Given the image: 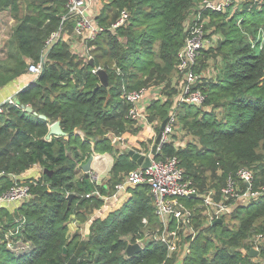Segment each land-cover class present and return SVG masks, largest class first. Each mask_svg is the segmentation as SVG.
Listing matches in <instances>:
<instances>
[{
  "label": "trees",
  "instance_id": "trees-1",
  "mask_svg": "<svg viewBox=\"0 0 264 264\" xmlns=\"http://www.w3.org/2000/svg\"><path fill=\"white\" fill-rule=\"evenodd\" d=\"M23 1L26 9L17 14L20 0H0V11L9 9L16 18L8 41L10 63H0V87L27 73L26 58L37 63L44 57V62L39 75L16 91L14 103L0 104V193L14 184L10 174L19 175L34 165L40 170L18 178L29 185L32 197L12 211L0 206V223L16 225L15 219L24 217L17 236L33 248L23 254L0 241V264H173L176 254L167 256V245L155 239H147L139 252L126 254L127 245L144 234L142 219L149 224L158 221L147 184L127 183L116 207L109 203L106 208L102 196L116 190L124 174L137 166L126 149L114 146L111 136H121L136 151L147 150L175 104V90L165 99H150L147 118L156 120L155 134L128 116L132 104L125 92L167 80L169 84L180 48L204 18L223 37L216 47L200 50L194 68L202 73L204 59L219 52L222 72L215 78H198L205 94L201 107L178 105L177 124L193 138L177 144L179 134H174L155 157L176 155L198 193L213 188L220 196L228 177L237 179L240 167L254 173L253 188L264 185V0H245L244 7L237 8L239 15L228 19L225 11L199 9L202 0H100L96 19L103 30L87 41L93 63L62 36L72 33L74 25L67 17L66 0ZM123 9L129 15L126 24L110 29ZM208 27L203 25L204 30ZM54 31L60 36L46 47ZM94 66L107 71L106 86L92 71ZM22 104L36 113L24 111ZM56 120L65 135L48 139L49 126ZM93 150L114 155L104 183H95L84 172L77 174ZM184 201L192 205L198 198ZM99 208H106L104 215L93 218L86 240L69 232L71 216L85 221ZM201 216L194 218L198 231L184 264H260L264 243L259 256H251L250 237L264 234V191L255 200L236 204L220 222L202 227ZM202 230L213 232L219 242L212 236L200 239Z\"/></svg>",
  "mask_w": 264,
  "mask_h": 264
},
{
  "label": "built area",
  "instance_id": "built-area-1",
  "mask_svg": "<svg viewBox=\"0 0 264 264\" xmlns=\"http://www.w3.org/2000/svg\"><path fill=\"white\" fill-rule=\"evenodd\" d=\"M95 2L96 0H66L67 17L74 20L72 33L80 41L77 49L81 48L82 44L86 45L87 48V41L93 39L98 32L103 30V27L98 24L96 19L99 11L96 10ZM231 2L232 0H202L198 7L199 9L211 8L217 11H225L226 6L231 4ZM128 16L126 10H121L118 17L110 24V29L126 24ZM202 22L196 23L191 28L188 38L177 55L176 75L179 78L177 79L178 90L173 97L175 104L166 118L160 141L156 147L159 153L162 151L163 145L172 140L174 134L185 133L184 129L177 124L178 105L185 103L201 107L205 100L204 92L197 85L198 78L202 73L199 74L194 67L200 50L212 46L213 40L206 37ZM59 34V31L52 32L46 40L45 46L49 47L52 41L59 37ZM71 45L74 48L76 44ZM80 51L82 57L86 59L92 58V54L86 53L87 50ZM43 62L44 57L37 63L31 62L28 64V72L33 75L31 81L41 72ZM98 68L100 66H94L92 71L96 72ZM150 91V89L143 87L129 90L124 95L132 104L128 116L136 124H147L155 127L157 124L156 120L149 122L147 118V104L151 99L149 98ZM5 102L12 104L15 100L12 96L8 97ZM0 110H2L1 106ZM111 139L115 147H121L120 149L126 150L131 149L125 144L121 136L112 135ZM177 144L184 143L178 142ZM139 152L149 155V165L142 167L137 164L135 168L124 174L123 180L116 185V190L111 192V194L102 196L104 205L111 199L117 200L127 183L147 184L152 196L154 212L158 220H161V225L155 232H143L144 237H138L135 242L143 248L147 239L158 240L167 245V256L169 257L176 254L180 248L181 232H188L191 238L195 236L196 228L193 222L197 214L202 215V227L206 226L219 217L223 220V217L229 216L236 204L255 200L264 191V185L259 188H253L254 173L252 170L240 167L236 171L237 179L229 176L220 196L217 195L216 190L213 188L204 193H198L190 179L186 178L184 167L179 163L176 155L156 158L155 154H152L151 148L147 150L141 149ZM92 154L93 162L96 161L97 165H100L102 160L106 159V153L93 150ZM111 166L109 165L110 168ZM99 173V169L92 163L89 175L95 183H99ZM9 176L14 180V184L9 190L0 193V204H15L14 207H17L32 197V193L27 183L19 182L18 178H21L20 175L10 174ZM240 183H243V186ZM96 192L98 193V191ZM191 196L197 197L198 201L192 205H187L184 199ZM228 200L230 201L228 202ZM15 221H17L16 225H9L6 222L0 223V241H4L6 246L15 252L29 253L33 248L31 242L19 239L17 236L20 228L24 226L25 219L24 217H17ZM142 222L143 227L150 226L146 217L142 219ZM251 239L253 244L251 248L257 249L258 253L256 256H259L264 243V234L262 232L257 233ZM188 249L186 245L183 247L182 256L177 264H184L183 259ZM259 260L260 264H264V258Z\"/></svg>",
  "mask_w": 264,
  "mask_h": 264
},
{
  "label": "rangeland",
  "instance_id": "rangeland-1",
  "mask_svg": "<svg viewBox=\"0 0 264 264\" xmlns=\"http://www.w3.org/2000/svg\"><path fill=\"white\" fill-rule=\"evenodd\" d=\"M244 1L245 0H232L231 4L226 6L225 9V13L227 15L226 19H228L231 15H234L236 13V15H239L238 13V9L237 8H243L244 7ZM25 2L23 0H20V11H17L16 13L19 14L21 12H23L26 7H25ZM192 17H195V15H193ZM200 14L196 15V18H199ZM201 22V21H200ZM16 23V18H14L12 12L9 9H3L0 11V63H10L7 60V51H8V41L9 38L11 36V32L13 29L14 24ZM202 25H209V27L205 30V34L206 37L210 38L211 40H213V47H216V44L218 42V39L223 37L222 33L220 31L215 30V26L214 23L211 21H208L207 19L204 18ZM61 27V26H60ZM243 33V36L245 37V39H248V29L245 28ZM62 35V33H61ZM60 36V34H59ZM63 38L65 40H67V42L71 45V44H76L74 45V50H82V51H86V53L88 54H92L93 52H91V50L89 49V47L86 48V45L82 44L81 48H78V42L79 38L77 36H75L73 33H65L62 35ZM88 46V45H87ZM73 47V45H71V48ZM72 49V50H73ZM81 52V51H80ZM27 63H31L32 61L28 58H26ZM198 64L200 63L199 61L197 62ZM204 64L206 67H201L202 69V75L204 76V80L206 79H210V78H215L219 73L222 72L223 69V64H224V59L222 58V54L217 52L216 55H212L209 54L208 57H206L204 59ZM26 74H29L30 76L32 75L31 73H29L27 71ZM33 77V75H32ZM170 80H169V84H167V81L162 82L160 85H153L150 88V97L149 98H160V99H165L167 96H169L168 92H173L174 90L177 92V79L178 76L176 75V73H173L172 75L169 76ZM176 92L172 95V98L174 97V95L176 94ZM154 132L156 134L157 130L154 128ZM155 137V136H154ZM193 138V136L182 133L179 134V136H177V139L179 143H185L188 140H190V138ZM155 139V138H153ZM154 142V141H153ZM92 145V144H91ZM115 146V145H114ZM121 148V147H118ZM98 152V151H97ZM101 153H106L107 156L110 159V162H108V166H106V170L102 171L101 173H99V183H104L107 181V179L110 177L109 171H110V167L111 164H113L114 161V155L113 153L110 152H101ZM112 167V166H111ZM110 168V169H108ZM38 171L40 170L37 169ZM37 170L36 169H32L30 171L29 176H34L37 174ZM82 172H84L82 169H80L78 171V175L81 174ZM90 177V175H88ZM111 190V188H110ZM117 200L115 199H111L109 200V202H107L106 204L108 205L110 203V205H114V207L119 206L120 202L118 200V202H116ZM105 204V206H106ZM107 208V206H106ZM106 208H102V209H98L96 211H94L93 213L88 214V218L85 221H77L76 218H74V216H71V219L69 221V232L70 233H74V232H78V234L81 236V240H86L87 236L89 234V226L93 220V218L97 215H104L103 210ZM103 213V214H102ZM161 225V220H158L156 223L150 224V226L148 227H142L143 228V232L145 233V231H150V233L153 231L155 232V230L157 228H159V226ZM201 228V227H198ZM198 229L196 228V233H197ZM203 233L200 236V239H204L206 236H212L214 237L213 242L214 243H218L219 240L217 239V237L214 236L213 232L211 231H207L206 230H202ZM144 237V236H143ZM181 241H180V248L177 250L176 255L173 259V264H177L182 256V252H183V247L186 245L188 248L190 246V241L192 240V238L190 237V235L188 234V232H181L180 235ZM252 238V236L250 237ZM209 251V250H207Z\"/></svg>",
  "mask_w": 264,
  "mask_h": 264
},
{
  "label": "water",
  "instance_id": "water-1",
  "mask_svg": "<svg viewBox=\"0 0 264 264\" xmlns=\"http://www.w3.org/2000/svg\"><path fill=\"white\" fill-rule=\"evenodd\" d=\"M89 61L91 63H93V59L92 58H90ZM42 67H43V64H42ZM96 73L99 76L100 83L102 85L106 86L108 84V73H107V71L104 68L100 67V68H98L96 70ZM22 107H23L24 111H26V112H30V113H34V114L36 113L30 105L22 104ZM38 116L40 118H45L46 117L44 114H39ZM166 120L167 119L165 118L160 124L159 131L157 132L156 137L154 139V142H153V144L151 146L152 154L159 153V151L156 150V147H157L158 142L160 141V138H161V135H162V130L164 128ZM63 135H65V132L62 129L59 120H56V121H54V122H52L50 124L49 132L47 133L46 138L50 139L52 136H63ZM127 152L136 161V163L141 165L142 167H145V166L149 165V162H150L149 155L142 154L139 151H136V150H134L132 148L128 149ZM92 163H93V154L91 153L88 156L87 160L85 162H83L82 165H81V168L84 171V173L86 174V176L89 175V170L92 167ZM45 171H48V170L45 168ZM49 173H51V170H49ZM72 195H73V193L68 195L69 199L72 197ZM220 221H222L221 217H219L216 220H214V223L215 222H220ZM141 249H142V247H141L140 244H138L136 242L129 243L127 245V247H126V254L131 256V255L139 252ZM257 253H258L257 249H254V248L250 249V255L251 256H256Z\"/></svg>",
  "mask_w": 264,
  "mask_h": 264
},
{
  "label": "crops",
  "instance_id": "crops-1",
  "mask_svg": "<svg viewBox=\"0 0 264 264\" xmlns=\"http://www.w3.org/2000/svg\"><path fill=\"white\" fill-rule=\"evenodd\" d=\"M99 1L100 0H96L95 4L96 5V10H100V4H99ZM105 2H109L110 0H103ZM32 79V75L30 76L29 74H22L16 78H14L10 83L0 87V104L5 102V100L8 98V97H12L14 96V94L16 93V91H18L21 87H23L25 84L29 83ZM143 126V125H142ZM146 130L149 131V132H153L154 133V128L155 127H152L150 125H146ZM153 128V129H152ZM32 169H39V166L38 165H34L30 170H28L27 172L25 171L24 173H21L19 175H24V176H27L29 177V174L27 173H30V171ZM38 172V170H37ZM15 204H0V206H4L6 208H8L10 211L13 210Z\"/></svg>",
  "mask_w": 264,
  "mask_h": 264
},
{
  "label": "bare ground",
  "instance_id": "bare-ground-1",
  "mask_svg": "<svg viewBox=\"0 0 264 264\" xmlns=\"http://www.w3.org/2000/svg\"><path fill=\"white\" fill-rule=\"evenodd\" d=\"M105 158L106 159L102 160L100 165H97L96 161L93 162L94 166H96L99 169L100 173L106 169V166H107L108 162H110V159L107 156V154H106Z\"/></svg>",
  "mask_w": 264,
  "mask_h": 264
}]
</instances>
